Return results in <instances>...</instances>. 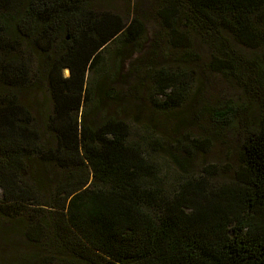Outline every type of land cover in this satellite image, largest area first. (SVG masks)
<instances>
[{"label":"trees","instance_id":"trees-1","mask_svg":"<svg viewBox=\"0 0 264 264\" xmlns=\"http://www.w3.org/2000/svg\"><path fill=\"white\" fill-rule=\"evenodd\" d=\"M93 1L0 0V264H264V118L251 124L232 101L211 114L221 131L242 137L230 180L214 188L204 174L165 192L159 181L149 187L154 166L129 124L85 120L82 106L92 114L103 99L85 88L86 74L108 44L139 34L135 18L94 12ZM156 1L171 49L186 50L179 17L187 30L221 33L213 71L264 97V0ZM175 72L145 73L153 113L141 107L133 117L143 130L155 134L156 114L185 129V118L170 114L185 97ZM41 88L49 111L40 134L24 98Z\"/></svg>","mask_w":264,"mask_h":264},{"label":"rangeland","instance_id":"rangeland-1","mask_svg":"<svg viewBox=\"0 0 264 264\" xmlns=\"http://www.w3.org/2000/svg\"><path fill=\"white\" fill-rule=\"evenodd\" d=\"M156 0H94L91 10L116 15L127 24L135 18L139 24L137 39L130 43L115 40L99 54L98 64L85 76V88L98 89L102 101L91 113L82 106L87 124L96 128L106 118H113L129 124L130 139L141 146L144 159L154 166L152 180L160 189L168 191L176 181L201 177L207 174L212 187L231 179L232 172L239 166L242 137L236 130H222L215 124L211 114L221 110V105L232 101L246 107L251 113V124L258 125L264 118V105L250 91L230 85L211 68V62L221 59V33L203 35L201 30H187L182 17L176 20V31L184 32L186 50L171 49L163 28L156 15ZM182 10V9H181ZM185 14L180 12V16ZM203 35V36H202ZM237 52L249 58L252 52L233 43ZM220 50V52H219ZM219 53V57L218 54ZM217 55V56H216ZM220 61V60H219ZM33 68V67H32ZM31 68V69H32ZM165 72L175 70L181 74L179 81L184 86V101L171 115L179 113L185 119V129H174L172 117L156 114L155 134L143 130V124L135 121L134 115L141 109L146 115L153 113L150 105L152 93L148 71L159 69ZM33 70V69H32ZM63 77L67 76L64 71ZM152 74V73H151ZM36 76V74L34 73ZM101 85L102 88L99 87ZM41 87V86H39ZM264 94V90L262 91ZM161 101L160 96L154 97ZM153 98V99H154ZM33 127L43 131L49 102L43 88L26 96ZM244 103L246 106H244ZM243 104V106H241ZM88 106V105H87ZM169 114V115H170ZM79 113L76 116L79 123ZM139 117V115H138ZM142 117V116H141ZM190 117L189 120L186 118ZM148 128V127H147ZM151 137V138H149ZM150 139L158 141V148L149 147ZM179 183V182H178Z\"/></svg>","mask_w":264,"mask_h":264},{"label":"bare ground","instance_id":"bare-ground-1","mask_svg":"<svg viewBox=\"0 0 264 264\" xmlns=\"http://www.w3.org/2000/svg\"><path fill=\"white\" fill-rule=\"evenodd\" d=\"M65 73H67V72L65 71Z\"/></svg>","mask_w":264,"mask_h":264}]
</instances>
